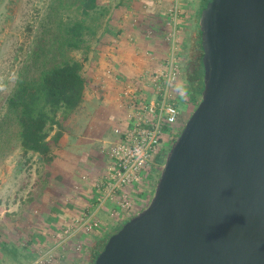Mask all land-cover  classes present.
<instances>
[{
    "label": "water",
    "instance_id": "1",
    "mask_svg": "<svg viewBox=\"0 0 264 264\" xmlns=\"http://www.w3.org/2000/svg\"><path fill=\"white\" fill-rule=\"evenodd\" d=\"M202 100L95 264H264V0H210Z\"/></svg>",
    "mask_w": 264,
    "mask_h": 264
},
{
    "label": "rangeland",
    "instance_id": "2",
    "mask_svg": "<svg viewBox=\"0 0 264 264\" xmlns=\"http://www.w3.org/2000/svg\"><path fill=\"white\" fill-rule=\"evenodd\" d=\"M61 1L64 6H61ZM106 1L103 0V3ZM72 3L73 0H0V225L4 223L1 220L3 211L13 209L15 211L5 216L9 221L6 225L14 223L20 226L18 214L25 209L28 213L23 220H27L28 224H42L45 229L46 225L54 226V231L45 232L41 229V232L27 233L17 243L14 238L16 234L11 233L15 246L22 249L30 260L29 264H51V260H56L53 264H91L90 256L95 245L104 241L107 234H116L130 217L148 207L167 157L156 161L149 177L131 191L130 214L117 215L115 210L118 201L100 205L95 190V184L105 174L109 164L107 156L102 152L103 144L98 142V138H93L97 143L88 144L89 153H85V149L77 151L85 146L84 138H87L84 124L88 117L87 110L83 109L81 113L78 110L74 120L64 124L68 129L64 131L68 137L65 141L67 149L60 141L50 155L39 158L37 154L26 153L22 148L19 128L8 112V99L22 78L37 75L44 62H47L45 57L51 58V52L54 54L59 49L58 42L64 36V29L75 22L84 21L93 28L95 34L85 32L80 50L64 49L67 57L82 64L81 74L85 80L88 82L91 78L90 60L93 52L100 47L98 37L103 31L100 13L105 9L93 17H87ZM179 5L177 32L174 35L168 20L166 44L163 47L168 53L164 66L173 61L175 63L171 91L181 116L179 127L165 141V146L177 140L180 129L185 127L198 107L188 101L183 76L187 45L192 36L193 23L198 21L201 14L202 0H179ZM43 33L47 38L46 45L40 43ZM40 46L44 52L39 51ZM35 55H39V60ZM146 84L148 93L142 92V97L149 100L154 88L148 79ZM56 131L51 133V137ZM109 134L114 137L112 131ZM115 141L112 138L106 143ZM73 174L75 180L72 181ZM37 202L40 208L35 206ZM36 209L47 213L46 216L36 212ZM54 210L63 216H53ZM64 210L71 211L70 215L64 216ZM78 219H91L90 224L96 226L91 231L86 230L81 222L75 225Z\"/></svg>",
    "mask_w": 264,
    "mask_h": 264
},
{
    "label": "crops",
    "instance_id": "3",
    "mask_svg": "<svg viewBox=\"0 0 264 264\" xmlns=\"http://www.w3.org/2000/svg\"><path fill=\"white\" fill-rule=\"evenodd\" d=\"M104 5L106 17L102 22L103 31L98 37L100 47L93 52L90 60L91 78L87 82L85 99L80 109V113L83 109L88 112L84 123L87 138H84L85 146L77 151L85 149V153L90 152L88 144L97 143L93 138H98V142L103 145L112 138L117 140L115 128L129 120V111L122 103L123 92L132 87L143 100L142 92L148 93L146 82L149 73L163 71L164 59L168 55L163 46L167 38L165 32L168 33L166 25L171 0H107ZM110 131L114 137L109 134ZM67 139V134H64L60 140L66 149ZM73 175L72 181L75 180ZM39 205L37 202L35 206ZM12 211L15 210L5 209L1 218L4 223L0 225V264H29L30 260L21 248L15 246V242L22 240L25 234L41 232V229L45 232L54 231V226L46 225L45 229L42 224H28L27 220H23L28 213L25 209L18 214L20 226L14 223L6 225L9 221L5 216ZM64 212V216H68L71 211ZM52 213L53 216H63L62 213L57 214L56 210ZM40 214L46 216L47 213L43 211ZM11 233L16 234L15 242ZM55 261L51 260V264Z\"/></svg>",
    "mask_w": 264,
    "mask_h": 264
},
{
    "label": "trees",
    "instance_id": "4",
    "mask_svg": "<svg viewBox=\"0 0 264 264\" xmlns=\"http://www.w3.org/2000/svg\"><path fill=\"white\" fill-rule=\"evenodd\" d=\"M209 1L202 0L200 17L196 23H193L194 28L187 45L184 66L185 92L188 95V101L196 106H199L202 100L205 73L199 20ZM72 4L82 15L87 17H93L92 15L99 13L105 7L103 0H73ZM61 6H64V3ZM105 17L106 10L101 11V24ZM85 32L91 35L95 34L93 28L87 26L84 21L68 25L64 29V36L58 42L59 49L54 54L51 52V58H49L50 56L45 57L47 62H44L37 75L22 78L8 99V112L16 121L21 145L26 153L32 152L37 154L39 158L50 155L54 147L60 142L64 131H68L64 124L69 120H74L73 117L77 114L76 112L82 107L87 81L81 74L82 64L67 57L65 49H82L81 44L84 43ZM43 36L40 43L46 45L45 33ZM39 51L44 52V48L40 46ZM35 56L39 60V55ZM55 129L57 131L51 137V133ZM135 216L136 214L125 223ZM125 223L116 233L123 228ZM112 236V233L107 234L105 240L98 242L92 249L91 264H95L97 257Z\"/></svg>",
    "mask_w": 264,
    "mask_h": 264
},
{
    "label": "built area",
    "instance_id": "5",
    "mask_svg": "<svg viewBox=\"0 0 264 264\" xmlns=\"http://www.w3.org/2000/svg\"><path fill=\"white\" fill-rule=\"evenodd\" d=\"M179 0H171L169 25L176 34L179 24ZM163 71L151 73L149 83L154 88L151 99H140L134 88L128 87L122 94V103L129 111V120L115 128L117 141L103 145L102 152L109 160L105 174L95 184L100 205L117 202L115 213L128 215L132 210L131 191L146 180L155 162L169 153L174 141L165 146V141L179 127L180 109L173 101L174 61L164 66ZM184 127L180 129L179 134ZM159 162V161H158ZM91 231L96 224L91 219H78ZM72 229H69V231Z\"/></svg>",
    "mask_w": 264,
    "mask_h": 264
}]
</instances>
